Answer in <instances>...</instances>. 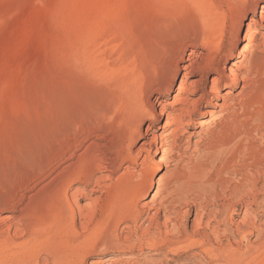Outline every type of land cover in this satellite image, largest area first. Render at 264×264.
<instances>
[{
  "label": "rangeland",
  "instance_id": "1",
  "mask_svg": "<svg viewBox=\"0 0 264 264\" xmlns=\"http://www.w3.org/2000/svg\"><path fill=\"white\" fill-rule=\"evenodd\" d=\"M234 1L0 0V209L22 207L14 215L22 216L25 232L20 241L0 245V264H264V62L251 71L253 85L230 115L224 108H209L217 112L202 128L200 143L170 137L162 162H156L160 154H151L157 165L148 168V162L141 166L128 157L132 136L139 137L131 128L133 92L142 83L169 80L183 46L185 53L192 48L205 52L206 59L216 58L231 41L232 7L241 3ZM192 72L196 80L205 75L197 88L209 84L210 68L207 75L197 66ZM189 89L188 84L184 92ZM218 143L226 144L225 153L202 164L199 154ZM67 148L78 154L71 159L66 182L94 186L99 197L83 211L70 212L58 181L47 183L55 171L44 177L52 163L64 164ZM98 158L117 171L96 183ZM124 167L130 169L122 175ZM152 173L156 184L148 197L157 192L163 200L166 187L173 195L179 189L187 195L181 210L189 216L179 219L187 222V230L181 235L166 234L162 220L158 226L146 225L140 203ZM235 183L247 184L249 190L237 199H258L256 223L263 226L252 231L242 227V232L232 227L238 245L231 243L229 249L226 236L219 243L202 239L203 229L191 232L188 219L194 199L209 210L225 201ZM238 203L234 222L243 212Z\"/></svg>",
  "mask_w": 264,
  "mask_h": 264
},
{
  "label": "bare ground",
  "instance_id": "2",
  "mask_svg": "<svg viewBox=\"0 0 264 264\" xmlns=\"http://www.w3.org/2000/svg\"><path fill=\"white\" fill-rule=\"evenodd\" d=\"M235 1L237 2V0ZM239 1L241 2L239 5L232 7L233 12L229 20L230 23L228 24L230 28L229 39L231 41L224 44V49L223 51L221 50L222 52L220 51L221 53L218 56L215 53L217 56L216 58H212V57L209 58L207 56V58L209 59H206L204 57L205 52L204 53L202 51L196 52L195 49L192 48L189 49L188 53H185L186 48L183 46L180 50L179 55L177 56V64L174 68V74L169 80L165 81L158 78L159 80H157L156 83L154 82V84L152 83V85L149 84L147 85L146 83L145 84L142 83L140 86H138L139 88L133 92L134 110L131 119L132 126L131 125L130 126L133 132L139 135L138 138L140 139V141L138 142L137 148L135 150H132L131 148L132 144L135 143L136 140L138 139L132 136L130 142L131 144L128 149V157L133 158L135 162L140 161L139 164L141 166L145 165L146 162H148V166L146 167L148 168L156 162L158 163L162 162V156L165 154L167 150L168 138L170 137L173 138V140H181V138L186 136L185 138L188 143H194V144L200 143L202 128L214 118V115L216 114L217 111L224 112L226 110L225 113L227 115H230V113L234 109L235 104H237L238 102L242 103L244 101L246 96L244 93L246 91L245 89L247 87L250 88L249 84L250 83L252 84V82H250L251 81L250 77H253L252 76L253 70L254 72L256 71V69L259 70V67L262 65L261 63L264 62V0H239ZM223 25L224 23L221 24V27ZM81 34L83 35L82 32ZM208 44L209 41H204L205 46ZM218 45L219 44H217L216 46ZM194 66L200 67L203 70L204 74L206 75L208 74L207 71L210 68L212 73L211 76L208 77V83H209L208 85L206 84L200 88H197L196 86L198 84L197 81H202L205 75L202 74L200 76V79L197 80L194 79L192 77V73H193L192 69L195 68ZM249 74H251V76H249ZM179 75L181 77L179 83L176 86V91L173 94H170L169 87L172 85L173 82H175V80ZM188 84L191 87V89H189L187 92H184L185 86ZM222 87L224 88V92H221ZM231 90H233L234 93ZM224 96L226 97L222 98ZM220 98H221V102H213L214 99H220ZM211 106L217 107L218 110L214 111L213 109H209ZM205 115H209V118H205ZM171 138L170 141L172 142L173 140H171ZM233 138L235 137H232V139ZM237 139L238 138H236L235 140ZM78 145H81V142ZM226 148H227L226 144H222V145L219 144L214 147L212 146L210 150L207 151L204 150L201 154H199V158L203 161V163L202 162L201 163L204 164L205 162L206 166L208 164L210 165V163H214V160L222 156L223 152L227 150ZM68 152L69 153L66 155V157L67 156L68 157L67 159L64 160L65 161L64 164H62L63 163L61 162L62 160H59V162H56L54 164L52 163L53 165L51 164L49 165V167H47L49 170L47 169V172L44 175V177L49 173V171L51 170L55 171L54 176L50 180H48L47 183L49 184L52 181H56V180L58 181L56 182V184L57 186L60 185V190L63 191L62 194L66 202L67 209L69 211L71 210L70 212L74 211L73 208L80 209L79 211H83L91 206L93 207L97 202V200L99 199V197L98 199L95 198V193L97 190L96 188H94V186H91V188L89 189H85V187L78 185L76 182L74 183L66 182L68 180L66 173L68 171V168L73 164L71 159L72 158L74 159V156L78 154L75 152L74 149H71ZM151 154L154 155L160 154L156 162H154L153 157L150 156ZM106 162L107 161H104L103 158L102 159L98 158L95 164L96 183H99L103 179L105 180L108 179L111 174L117 171L116 169H113L114 168L113 166H112L113 168H109L108 166L110 165H108ZM195 166H197V164H195ZM127 167H124L122 171V175H124L125 173L127 174V172L129 173L130 168L128 169ZM156 169L157 166L154 167V170ZM153 174L154 173H152V176H150L144 189L146 197L144 196L143 200H141L140 203V207L141 208L143 207L146 210V217L148 218V222L146 225L150 226L153 224L158 226V224L160 223L159 221L162 220L160 224L164 227L166 234L179 233L181 235V233L187 230V222H184V224H182L179 221V219L185 220L188 214L187 210L186 211L181 210V205L185 203L187 195H185L186 193H183L182 190L180 189L177 190L173 195V191H171L169 187H166L165 188L166 195L163 197V200L157 199L156 197L157 192L155 193V195L153 194L151 197H148L147 195L148 191L151 188H153L154 185L156 184V182L152 180ZM120 178L123 177L121 176ZM236 183L234 188L231 187L232 188L231 192L229 193V195L227 194L228 195L227 198H224L225 201L219 205L213 204L214 206L211 207L209 210L208 208L205 210L200 204H198L199 202L196 204L194 202L195 199L193 200L192 203L194 207L193 216L190 219H188L191 224V229H189L192 230L191 232L196 231L199 228L203 229V231L199 233L202 239L207 240L209 239V237H212L214 240H217L216 242L219 243L221 238H223L225 239V241L228 240V244H227L228 246L226 247L230 249L232 248L231 243L235 244L234 243L235 234L233 233L232 227H234L235 230H237L238 232L241 231L242 227H249L250 230L251 227L252 228L260 227L256 223L257 212L255 210L256 208H258V203H257L258 201H256L258 199L255 196L251 199L248 197L246 198L242 197L241 199H237V196L249 190L247 189L248 186L247 184L239 183L238 185H236ZM72 184H76V185L71 187ZM201 184H202L201 186L203 187L204 185H206L204 184V182ZM104 185H107V183ZM69 187L73 188L71 189L70 192H69ZM207 187L209 188L210 186ZM21 198L22 197L19 198V201L21 200ZM168 198H170V200H167ZM81 199H83V203H81ZM238 202H240L243 205V212L240 216V219L238 221L236 220L237 222H234L232 218H233V214H235L236 210H238L237 209L238 208L237 205L239 204ZM189 204L190 203H188L187 205ZM15 211H18V213H22L23 208L21 207L18 209L17 207L13 206V210L11 212H5L4 210L0 209V245L2 244L4 245L8 242L14 243L16 242L15 240L20 241V239H22L25 234L24 228L22 227L21 224L22 216L20 214L14 215ZM71 220L73 223L74 222L73 218H71ZM258 221L260 222V220ZM140 227L142 228V226ZM244 231L246 230H243V232ZM258 234L259 235H255V234L254 235L259 238L261 236L260 230ZM173 235L175 236V234ZM225 236L227 240L226 238H224ZM236 242L238 243V241ZM247 242H249V240ZM213 243L215 244L214 241ZM247 244H245V246ZM252 245L254 244L252 243ZM220 246H222L221 243ZM224 246L221 248L226 249L224 248ZM228 248L226 249L227 251ZM236 248L239 249V246H236ZM239 250L238 252L241 251ZM235 253L237 254V252ZM209 256H211L210 258H212V254H209ZM217 257L218 256L216 255L215 258ZM107 261L111 262L113 261V259L109 258Z\"/></svg>",
  "mask_w": 264,
  "mask_h": 264
}]
</instances>
